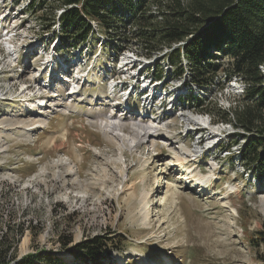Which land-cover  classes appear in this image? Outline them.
<instances>
[{
  "label": "rangeland",
  "instance_id": "rangeland-1",
  "mask_svg": "<svg viewBox=\"0 0 264 264\" xmlns=\"http://www.w3.org/2000/svg\"><path fill=\"white\" fill-rule=\"evenodd\" d=\"M27 1L5 2L15 12L17 4L22 8ZM41 4L33 15L38 19L15 17V24L21 23L15 43L0 40V245L10 246L18 258L45 250L67 264H86L75 261L70 249L99 235L107 239L109 256L101 264H261L258 252L264 253V245L258 249L249 238L264 228V182L243 167L239 147L226 149L232 134L243 128L214 109L234 107L242 99L244 82H224L219 76L210 87L193 84L189 89L193 70L187 59L180 78L164 60L165 51L147 56L145 45L135 38L138 23L125 16L123 23H112L109 37L95 22V33L75 49L73 40L53 45L56 54L70 58V72L95 64L88 80L78 81L80 94L72 96L68 82L43 79L47 64L63 63V58H49L59 31H44L37 21L51 24L62 6L61 0ZM152 11L157 13L155 6ZM37 46L46 51L38 48L39 54ZM82 52L89 60L80 68ZM135 58L127 91H117L113 98L130 93L129 111L118 106L121 101H112L107 74L118 78ZM221 60L228 61L226 56ZM161 67L160 84L167 90L169 84L185 87L207 100L204 108L186 101L173 111L178 103L171 107L165 100V108L154 106L142 117L140 110H148L150 99L139 95L137 82L145 71L154 68L156 73ZM151 76L149 72L146 79ZM38 86L65 99L48 101L43 114L35 116V110L28 114V102L18 100ZM111 114L123 119L126 128L134 121L153 125L160 136L130 145L102 126Z\"/></svg>",
  "mask_w": 264,
  "mask_h": 264
},
{
  "label": "trees",
  "instance_id": "trees-1",
  "mask_svg": "<svg viewBox=\"0 0 264 264\" xmlns=\"http://www.w3.org/2000/svg\"><path fill=\"white\" fill-rule=\"evenodd\" d=\"M44 2L29 0L26 4L29 17L34 18ZM61 6L65 9L58 20L56 15L52 19L60 24L56 39L61 44L73 40L75 49L77 42L95 33L94 21L109 37L112 23H123L127 16L138 23L135 38L145 45L147 56L165 51L164 60L176 68V76L180 78L185 72L183 58L187 59L193 70L189 89L193 84L210 87L219 76L224 82L234 76L240 78L245 84L242 99L227 111L216 106L214 109L225 121L243 128L232 134L226 149L239 147L238 157L243 167L253 169L255 178L264 182V0H61ZM153 6L157 13L152 11ZM52 22L44 23L46 26L43 24L41 28L56 33ZM222 56L227 57V63L221 60ZM149 72L162 80L165 69L161 67L155 73L152 68ZM184 93L180 97L182 104L189 101L204 108L208 103L188 90ZM249 241L258 249L264 245V228L253 232ZM107 244L105 237L96 235L81 240L70 250L75 261L101 264L109 257ZM9 250L10 246L0 245V264H67L60 256L45 250L20 258ZM258 253L264 264V253Z\"/></svg>",
  "mask_w": 264,
  "mask_h": 264
},
{
  "label": "bare ground",
  "instance_id": "bare-ground-1",
  "mask_svg": "<svg viewBox=\"0 0 264 264\" xmlns=\"http://www.w3.org/2000/svg\"><path fill=\"white\" fill-rule=\"evenodd\" d=\"M9 49H11V48L9 47ZM36 74L37 73H35V75ZM72 81H73V84H71L72 87L70 86V88H69V89H71V92L69 94L73 96V95L77 94L78 88L80 87V85L78 84V81H79L78 79L72 80ZM29 89H30L29 86H26L25 90L29 91ZM53 89H54V85L52 87H49V91H52ZM49 91H47L46 88L44 90L41 87L37 90V93L44 92L45 94L43 95V97H34L33 100H31L32 99L31 96L27 95L28 96L27 97L26 95H24L26 97L19 99L18 101H21V104L28 102V106H29L27 108L28 114L31 111L33 112L35 110V112H34L35 116H37V115L39 116V114H43L44 108L49 107L50 104H48V101L55 102L57 100L61 101V100L65 99L63 97V95L51 94V93H49ZM32 92L30 91V93H32ZM31 101H33V102H31ZM193 120H195V119L194 118L191 119L190 117L188 118V121H193ZM102 126L104 127V129L106 131H109L110 133H112L113 136L117 137L118 139H122L123 141H127L130 145H133V144H135V145L139 144L140 145L142 143H145V139L148 137L160 136V133L155 126L146 124V123L141 122V121L131 122L130 126H128L129 128H126L127 126L123 122V119L118 117L117 114L116 115L115 114L109 115L107 117V119L104 122H102ZM126 129H128L130 132L127 134V136L126 135L123 136L122 135L123 133L121 134V132H126ZM27 244H29V239L26 237L24 242H23V246L26 247Z\"/></svg>",
  "mask_w": 264,
  "mask_h": 264
},
{
  "label": "built area",
  "instance_id": "built-area-1",
  "mask_svg": "<svg viewBox=\"0 0 264 264\" xmlns=\"http://www.w3.org/2000/svg\"><path fill=\"white\" fill-rule=\"evenodd\" d=\"M5 1L6 0H2V4L3 3H5ZM29 1V0H28ZM27 1V2H28ZM37 2H38V0H37ZM27 4V3H26ZM26 4H24V3H22V8L20 7V8H18V9H20V10H18V9H16V13H17V16L18 15H22V14H24L25 16H27L26 18H28V12L26 11V8H27V6H26ZM38 4V3H37ZM36 4V5H37ZM65 9V7L64 6H62L60 9H56V19L58 20V17L61 15V13L63 12V10ZM38 22V24L40 25V27H42V25H43V23L39 20V21H37ZM21 24V23H20ZM93 24L95 25L96 23H95V21L93 22ZM52 27L53 28H55V30L57 29L58 31L60 30V24H59V22H55V23H53V25H52ZM58 39V38H57ZM55 40V42H54V45L57 43V42H60V40ZM182 43H184V42H182ZM58 45V44H57ZM53 50H52V52H56V50L54 49V48H52ZM51 56H52V54H50V56H49V58H51ZM51 62V61H50ZM47 63H48V61H47Z\"/></svg>",
  "mask_w": 264,
  "mask_h": 264
}]
</instances>
